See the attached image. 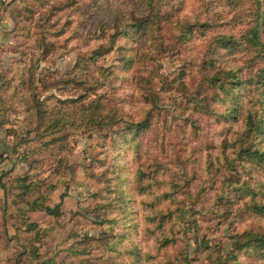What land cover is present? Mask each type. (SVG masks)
<instances>
[{
	"label": "rangeland",
	"instance_id": "rangeland-1",
	"mask_svg": "<svg viewBox=\"0 0 264 264\" xmlns=\"http://www.w3.org/2000/svg\"><path fill=\"white\" fill-rule=\"evenodd\" d=\"M263 10L0 0V264H262L242 243L264 235V162L243 152L264 117ZM96 103L111 122L87 123ZM37 109L64 125L41 136Z\"/></svg>",
	"mask_w": 264,
	"mask_h": 264
},
{
	"label": "trees",
	"instance_id": "trees-1",
	"mask_svg": "<svg viewBox=\"0 0 264 264\" xmlns=\"http://www.w3.org/2000/svg\"><path fill=\"white\" fill-rule=\"evenodd\" d=\"M263 17H264V10L263 11H260L258 12L257 14V18H258V21L259 20H263ZM188 30L189 29V26L187 27ZM253 39L256 40V41H260L259 39V36H258V33L257 31H253ZM221 40H223L221 38ZM250 41V40H249ZM95 54V53H94ZM97 78V77H96ZM95 77H92V78H87V77H83V83L84 84H88L89 82H92L94 80H97ZM105 79V77H103ZM264 92V91H263ZM82 109H84L82 107ZM88 113H87V116H86V120L87 123L89 124H95L97 121L98 122H102V120H104V118H108L109 121L111 122V118L113 116H107V113L105 114V112L103 111L104 108L103 106L100 104V103H96L93 107H88ZM36 112H38L36 115H37V118L38 120H41L39 121L37 124L39 125V127H43V133H40L41 136H43V134H45L46 131H50L51 133V129H53L52 131L55 132L56 129L60 128V126L64 125V123L61 124L60 122V118H54V119H49L50 121H47V122H43V116L44 114L40 111V110H36ZM104 114H103V113ZM116 116V115H115ZM253 120L250 118L247 123H246V126H247V132H249L250 134L253 135V137H251V140L255 143L254 145V149H252V147H249L245 150H243V152H245V154L249 157V158H253L255 160H259V162H264V146H260V144L258 146H256V141L258 142H261V139L264 137V133H263V129H264V117L262 115H256V117H252ZM119 120V117H116L114 119V123L118 122ZM141 123H137V124H129V123H126L127 125H130L128 126L127 128L132 130V133L135 134L137 133L138 131V128H142V123L143 121H140ZM72 124V123H71ZM98 124V123H97ZM141 124V125H140ZM138 126V127H136ZM19 180H23V178H19ZM21 188H23V191H22V194L24 196V194H27L29 191H28V188L30 187L29 184H26L25 182H22L21 185ZM2 187V190L4 192V194L6 195L7 193V188L5 187V185H1ZM27 204L29 205V208H36V207H39V203H36V202H28L27 201ZM57 208V206H55L54 208H49V207H44L45 211L48 212L49 214H55L57 211L55 210ZM168 243V242H167ZM251 243H256L257 244V247H260L261 249H263L261 251V255L263 257L262 259V264H264V235L262 234H255V233H249L247 234V237L243 240V243L242 244H246V245H249Z\"/></svg>",
	"mask_w": 264,
	"mask_h": 264
}]
</instances>
